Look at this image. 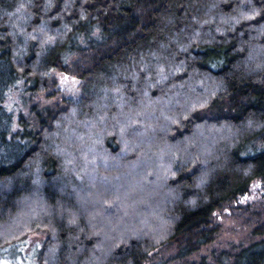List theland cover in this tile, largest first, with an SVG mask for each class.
<instances>
[{
  "label": "trees",
  "instance_id": "trees-1",
  "mask_svg": "<svg viewBox=\"0 0 264 264\" xmlns=\"http://www.w3.org/2000/svg\"><path fill=\"white\" fill-rule=\"evenodd\" d=\"M54 70L81 97L40 105ZM256 179L264 0H0V250L41 232L39 264H169ZM230 256L264 264V239Z\"/></svg>",
  "mask_w": 264,
  "mask_h": 264
},
{
  "label": "rangeland",
  "instance_id": "rangeland-1",
  "mask_svg": "<svg viewBox=\"0 0 264 264\" xmlns=\"http://www.w3.org/2000/svg\"><path fill=\"white\" fill-rule=\"evenodd\" d=\"M82 85V80L54 70L48 76L47 90L39 93L36 100L40 105L60 104L65 99L76 100L82 95ZM9 106L15 113L20 107L24 108V112L28 110V104L20 106L19 103L17 107L9 104ZM165 110H167L166 107ZM162 114L164 116L163 112ZM219 129H211L210 133H220L224 128ZM158 161L159 159L155 156L154 163ZM64 163L68 164L66 158ZM85 165H87V161H84L80 167ZM161 169L166 172V162L163 163ZM142 176L143 174L138 176L141 177V181H143ZM212 224L217 228L214 239L196 253L178 258L175 257V249L171 247L165 250L157 249L155 258H171L169 264H219L221 259L225 261L224 263L230 264L232 260L230 255H233L239 248L264 239V179L252 181L245 194L216 210L213 214ZM257 229L263 232L259 234L256 232ZM44 239L43 233H34L22 242L1 249L0 264H39L38 252Z\"/></svg>",
  "mask_w": 264,
  "mask_h": 264
}]
</instances>
